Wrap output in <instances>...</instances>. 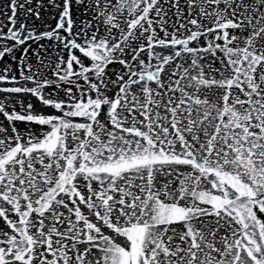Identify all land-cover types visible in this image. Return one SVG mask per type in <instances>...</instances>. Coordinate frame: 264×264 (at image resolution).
Instances as JSON below:
<instances>
[{
  "label": "snow or ice",
  "instance_id": "snow-or-ice-1",
  "mask_svg": "<svg viewBox=\"0 0 264 264\" xmlns=\"http://www.w3.org/2000/svg\"><path fill=\"white\" fill-rule=\"evenodd\" d=\"M0 264H264V0H0Z\"/></svg>",
  "mask_w": 264,
  "mask_h": 264
}]
</instances>
